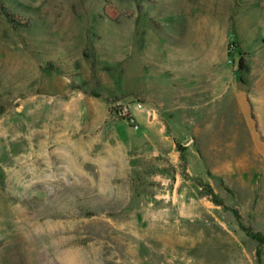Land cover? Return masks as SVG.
<instances>
[{"label":"rangeland","instance_id":"obj_1","mask_svg":"<svg viewBox=\"0 0 264 264\" xmlns=\"http://www.w3.org/2000/svg\"><path fill=\"white\" fill-rule=\"evenodd\" d=\"M0 264H264V0H0Z\"/></svg>","mask_w":264,"mask_h":264},{"label":"trees","instance_id":"obj_2","mask_svg":"<svg viewBox=\"0 0 264 264\" xmlns=\"http://www.w3.org/2000/svg\"><path fill=\"white\" fill-rule=\"evenodd\" d=\"M239 68H240L241 70H247V69H248V66H247V64H246V62H245L244 59H241V60H240V62H239Z\"/></svg>","mask_w":264,"mask_h":264}]
</instances>
